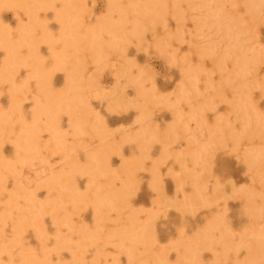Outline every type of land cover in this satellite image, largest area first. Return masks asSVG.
Here are the masks:
<instances>
[{
	"label": "rangeland",
	"instance_id": "374dc122",
	"mask_svg": "<svg viewBox=\"0 0 264 264\" xmlns=\"http://www.w3.org/2000/svg\"><path fill=\"white\" fill-rule=\"evenodd\" d=\"M29 1L0 3V264H155L151 253H162L159 264L250 255L264 264V166L246 163L264 138L243 137L233 106L245 96L264 129V12L250 17L249 0H181L172 10L167 0L132 35L131 8L146 0H74L67 18L58 15L64 0ZM211 8L235 28L241 55ZM64 24L70 40L97 38L101 55L64 47ZM241 57L253 59L243 76ZM75 62L84 66L78 84L67 81ZM40 82L49 99L70 85L81 96L80 129L54 113L61 142L50 112H36ZM30 129L37 142L27 151ZM89 161L105 170L82 171Z\"/></svg>",
	"mask_w": 264,
	"mask_h": 264
},
{
	"label": "bare ground",
	"instance_id": "6f19581e",
	"mask_svg": "<svg viewBox=\"0 0 264 264\" xmlns=\"http://www.w3.org/2000/svg\"><path fill=\"white\" fill-rule=\"evenodd\" d=\"M17 1H19V0H0V3H4V4L10 3L11 4V3H16ZM164 1H167V0H146L142 4H134V6L131 8V10L135 11V13H133L134 19L132 21L133 23H132V29H131L130 33L132 35H139L144 21L148 22L149 20L158 19L160 16H162L164 11H165V9L163 8L164 4H162ZM168 1L171 3V10H172V9L178 8L179 2L181 0H168ZM29 2H31L32 5H33V3L41 4L42 0H30ZM73 2H74V0H64V3H63L64 5L58 13L60 18H67V16L69 15L70 6ZM32 5L30 7H32ZM30 7L28 9V14L32 20V23L34 24L35 20H36V15L31 11ZM109 7H113L112 2H111ZM123 9H124V7L118 8L120 21H123L127 18L128 10L124 11ZM214 10L215 9H212L208 12V17L215 19V21L217 23L219 22V27L221 29L225 30V32L226 31L229 32V34H230L229 38L234 39V43L231 46L230 50L241 55L243 51H242V44H240V41L237 39L238 33L234 32L235 28L234 27L232 28L228 24V22L225 19H223L222 17H220L219 13H217ZM260 12H264V0H249L248 15L250 17H254L257 13H260ZM28 26L29 25H27L26 27H22L21 31H22L23 35L26 34L27 30L29 29ZM103 27H104V25L102 23H99V25L94 27L93 30L97 31V30L102 29ZM61 30H62V37H63L62 40H63L64 47H71L73 49H78V48H81L84 46V48H86V45L88 44V42L85 44V41L82 39L77 38V39H75V41H73L72 39L70 40L68 38V35L71 34V27L70 26L64 24L62 26ZM100 46H101V42L96 38V42L94 41L93 43L88 44L87 49L90 50V53L92 55H98V57H99L101 55ZM30 53H32V50L30 51ZM200 53H203V51H200ZM252 60L253 59H247L245 57H241L238 61H236L235 68H236V70H238V73H236V74L243 76L241 74H244L245 72L248 71V66L252 62ZM73 65L74 66H73L72 70L67 75V79H68L67 81L69 83L76 82L78 84V82L82 81V79L84 77V74L82 73L84 70L83 69L84 66L80 65L78 62L73 63ZM123 75H125V74L123 73L122 76ZM227 78H230V75H227ZM231 79L232 78H230V80ZM116 85H119V82ZM40 87L42 89L43 99H41L37 103L36 112L37 111L38 112H40V111L50 112V114H48V125H49L50 129L52 131H54V139L58 142H61L60 135L56 134L57 128L55 127L54 121H53L54 120L53 119L54 113L57 111H60V110L65 111L69 115L73 116V122H72L73 128L75 130L80 129L81 128L80 122H82V121L80 119L81 117L79 119L77 117L75 118V115H76L75 103L78 100H80L79 98L81 96L79 95V93L77 91L74 90V87L70 85L64 93H61L59 96H57L55 98L56 100H53V99L48 98L49 95H48V93L46 94L45 84H43V82H40ZM180 91H181L180 97L183 99H188V97L186 95L187 84H184ZM51 101H53V102H51ZM233 106L237 107V111H242V117L245 121L244 123H247L246 127L243 130L244 131L243 137L250 139L255 134L260 133V136L264 138V129L260 130L259 127L257 126V123L255 121L253 122V117H254L253 114L254 113L251 111L252 105H250L248 103L245 96L238 97L236 104ZM194 115H200V111L197 110L194 113L190 114V116H194ZM217 130L221 134L223 132H225L226 135H228L229 137L231 136V133H230L231 129L229 127H226V126H222V124H220V122L217 125ZM26 136H27V138H24V147L27 151H29V150L34 148L33 146L37 142V138H36L35 132L31 129L29 130V135H26ZM97 162H96L97 164H101V161H97ZM246 163L250 167H254L256 165L258 166L259 164L261 166H264V149L252 150L249 154L246 155ZM91 165H92L91 161H89L86 166L81 168V170L84 172H88L91 169V173L96 172V171H100V169L105 170L104 166L93 169V167ZM92 176H94V174H92ZM103 188L108 193V194H105V196H110L109 194H114V195H116V196H114L115 198L123 200V196H124L123 190H113L110 186H105ZM104 198L105 197L103 195H101V199H104ZM125 230H127V233H126L127 236H134V234L138 233V231L135 229L126 228ZM226 242L227 241L225 240V243ZM161 254L162 253H159L158 255H154L151 253L149 256L151 257V260L153 261V263L159 264L163 261V259L160 258ZM179 264H186V263L182 261ZM234 264H254V259L250 255V257H246L244 260H242L240 262H235Z\"/></svg>",
	"mask_w": 264,
	"mask_h": 264
}]
</instances>
